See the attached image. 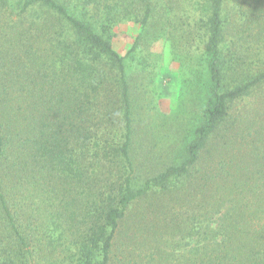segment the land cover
Listing matches in <instances>:
<instances>
[{
    "label": "trees",
    "instance_id": "obj_1",
    "mask_svg": "<svg viewBox=\"0 0 264 264\" xmlns=\"http://www.w3.org/2000/svg\"><path fill=\"white\" fill-rule=\"evenodd\" d=\"M73 1L93 12L96 20L75 16L57 0H18L15 14L7 0H0V264H27L20 257L30 253L33 246L16 224L20 215L12 212L18 207L17 198L23 201L21 210H29L24 185L38 182V176L47 183L66 180L73 184L74 179L63 175L79 169L77 148L83 151L85 173L93 167L86 161L100 136L101 124L111 118L106 110L97 111L99 84L85 82L82 77L88 60H107L119 69L126 133L118 151L132 167L131 107L124 58L115 51L110 31L137 12H144L145 28L158 12L171 15L181 7L175 1L165 6L156 0ZM189 1L207 17L210 97L204 121L181 164L168 167L138 189L127 177L116 193L101 195V206L92 202L82 208L88 226L71 264H112L120 225L130 207L162 195L175 197L184 208L202 201L200 208L210 210L208 215L222 214L216 227L210 223L206 227L212 236L188 251L192 264H264V110L257 106L250 114L245 108L238 111L234 107L264 87V67L256 62L259 55L253 50L241 55L238 45L244 38L253 39L264 49V0H237L234 20L224 16L226 0ZM62 24L69 27L74 40H63ZM233 25L236 30L230 48L227 30ZM229 72L236 74L233 83H227ZM99 112L102 116L97 115ZM237 144L240 146L234 150ZM245 146L254 150L240 158L237 152ZM204 154L208 159L203 166ZM157 207L153 199L148 214L157 212ZM182 216L172 218L177 227L180 225L176 235L190 233L191 226L198 229L193 222L201 214L192 218L189 227ZM29 221L27 229L33 227ZM8 228L14 244L4 242ZM96 250L101 252L99 261L95 260Z\"/></svg>",
    "mask_w": 264,
    "mask_h": 264
},
{
    "label": "rangeland",
    "instance_id": "obj_2",
    "mask_svg": "<svg viewBox=\"0 0 264 264\" xmlns=\"http://www.w3.org/2000/svg\"><path fill=\"white\" fill-rule=\"evenodd\" d=\"M17 1L7 0L13 14L17 12ZM57 1L65 4L68 11L77 17L92 22L96 20V15L83 10L78 1ZM170 1L181 4L171 15L161 16L158 12L144 28V12L140 11L118 22L110 31L115 51L124 58L131 107L132 167L128 166L118 151L126 133L119 69L107 60H88L86 70H82V77L85 82L93 80L99 84L95 97L97 111L106 110L111 121L101 124L100 136L93 143L91 157L86 161V164L93 163L88 174L84 171L85 161L81 158L83 151L77 148L75 159L80 164L79 169L70 175H63L74 179L73 184L69 185L66 180L47 183L40 181L41 176H38V182L32 180V184L27 183L23 188L27 191L29 210L23 212L22 199H15L18 207L12 212L20 215L16 224L33 244L31 252L20 257L23 262L71 264L76 260L77 249L88 226L86 212L82 210L84 206L92 202L101 206L104 198L101 195L107 197L113 191L116 193L127 177H130L133 188H142L148 179L157 177L168 167L179 165L185 160L187 147L195 140L197 130L204 121V111L210 97L205 53L208 32L204 23L207 17L197 11L196 6H191L189 0H156L164 6ZM236 1L225 2L224 16L228 14V20L235 18ZM158 10L162 12L163 7ZM62 28L63 40L75 39L66 24H62ZM235 30L234 25L227 30L228 47L231 46V36ZM136 41L137 45L132 51ZM238 45L241 55L252 50L253 54L259 55V61L256 62L264 67V49L256 41H246L244 38ZM230 57L227 54V58ZM226 75L227 83L237 79L234 72ZM263 105L264 87H261L251 96L235 103L234 107L238 111L245 108L253 114V109L264 110ZM97 115L102 116L100 112ZM239 146L235 145L234 150ZM251 150H254L253 146H245L237 153L241 158ZM204 155L206 159L203 160V166L208 159L207 154ZM62 190L65 194H56ZM153 199L159 204L158 211L148 214ZM197 199L202 198L198 196ZM178 202L175 197L162 195L133 204L120 225L112 264H192L188 251L212 236L206 227L209 223L216 227L222 214L208 215L210 210L200 208L202 201L190 208H184ZM9 208L11 210V204ZM144 214L146 217L141 220ZM177 214H183L182 218L186 222L188 220V227L189 223L192 224V218L201 214L198 221L193 222L198 229L192 230L191 226L190 233L183 231L176 235L180 225L177 227L172 218ZM28 220H31L29 222L33 227L27 229ZM181 228L183 230V225ZM10 231V228L5 230V244H14ZM94 252L95 260L99 261L101 252Z\"/></svg>",
    "mask_w": 264,
    "mask_h": 264
}]
</instances>
